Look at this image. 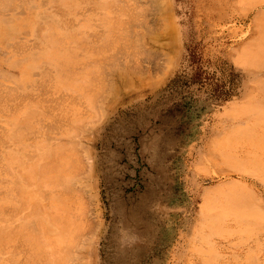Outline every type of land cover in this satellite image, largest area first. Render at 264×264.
Returning a JSON list of instances; mask_svg holds the SVG:
<instances>
[{
    "label": "rangeland",
    "instance_id": "1",
    "mask_svg": "<svg viewBox=\"0 0 264 264\" xmlns=\"http://www.w3.org/2000/svg\"><path fill=\"white\" fill-rule=\"evenodd\" d=\"M0 264H264V0H0Z\"/></svg>",
    "mask_w": 264,
    "mask_h": 264
},
{
    "label": "bare ground",
    "instance_id": "2",
    "mask_svg": "<svg viewBox=\"0 0 264 264\" xmlns=\"http://www.w3.org/2000/svg\"><path fill=\"white\" fill-rule=\"evenodd\" d=\"M106 10H107V9H106ZM116 17H118V16L116 15ZM102 18H103V17H102ZM47 19H48V18H47ZM109 19H110V17H109ZM112 19H113V18H112ZM114 19H117V18H114ZM51 21H52V20H51ZM105 21H106V20H105ZM53 22H54V21H53ZM43 31H44V30H43ZM46 31H47V30H46ZM72 32H73V31H72ZM75 32H76V31H75ZM80 32H81V31H80ZM80 32H79V33H80ZM40 34H41V33H40ZM80 37H82V36H80ZM80 37L78 36V38H79L78 40L81 39ZM63 38H64V37H63ZM74 39H75V38H74ZM76 39H77V38H76ZM67 41H68V39H67ZM69 41H71V40H69ZM71 42H72V41H71ZM71 42H70V43H71ZM72 43H73V42H72ZM83 43H86V42H83ZM75 46H77V45H75ZM79 46H80V45H79ZM79 46H78V47H79ZM83 46H84V44H83ZM86 46H87V45H86ZM86 46H85V47H86ZM90 46H91V48H92V45H90ZM80 47H81V46H80ZM85 47H84V48H85ZM70 48H71V47H70ZM72 48H73V47H72ZM87 48H88V46H87ZM91 48H88V49H91ZM96 48H97V47H96ZM96 48H95V49H96ZM77 49H78V48H77ZM95 49H94V50H95ZM99 49H100V47H99ZM101 49H103L102 46H101ZM91 50H92V49H91ZM94 50H93V51H94ZM80 51H81V50H80ZM93 51H92V52H93ZM97 51H99V50H97ZM85 52H86V50H85ZM100 52L102 53V51H100ZM90 53H91V52L89 51V54H90ZM93 53H94V52H93ZM96 53H97V52H96ZM73 54H74V53H73ZM76 54H77V53H76ZM79 55H80V54H79ZM87 55H88V54H87ZM93 56H94V55H93ZM96 56H97V55H96ZM87 57H88V56H87ZM73 58H74V57H73ZM94 58H95V57H94ZM94 58H92V59H94ZM92 59H91V61H92ZM95 59H96V58H95ZM98 59H99V57L97 58V60H98ZM102 59H103V58H102ZM91 61H90V62H91ZM102 61H103V60H102ZM83 62H84V61H83ZM83 62H81V63H82V66H84L85 63H86L87 65H90L89 60H88V62H84V63H83ZM93 62H94V60H93ZM71 63H72V62H71ZM77 63H79V62H77ZM105 63H106V62H105ZM100 64H101V61H100ZM87 65H85L84 68H86ZM82 66H80V67H82ZM92 66H93V65H92ZM94 66H95V65H94ZM73 67L76 69L78 66H76V67L73 66ZM60 69H61V68H60ZM62 69H63V68H62ZM67 69H68V68H67ZM89 69H90V68H89ZM128 69H129V68H128ZM57 70H58V69H57ZM58 71H59V70H58ZM61 71H63V70H61ZM90 71L92 72V70H90ZM100 71H101V70H100ZM64 72H65V70H64ZM72 72L74 73L73 70H72ZM96 72H97V71H96ZM94 73H95V72H93V74H94ZM99 73H100V72H99ZM57 74H58V72H57ZM61 75H62V74H61ZM66 75H68V74H66ZM101 75H103L102 72H101ZM64 76H65V75H64ZM57 77H58V76H57ZM75 77H76V76H73V78L71 77V80L74 79ZM64 78H65V77H64ZM67 79H68V78H67ZM71 80H70V81H71ZM75 80H76V79H75ZM60 81H61V80H60ZM64 81H65V80H64ZM58 82H59V81H58ZM66 82H67V81H66ZM71 82L74 83V81H71ZM78 82H80V81H77V83H78ZM68 83H69V82H68ZM103 83H104V82H103ZM90 84H91V83H90ZM63 85H64V84H63ZM65 85H66V84H65ZM71 85H72V84H71ZM93 85H95V84H93ZM91 86H92V85H91ZM68 87H69V86H68ZM89 87H90V86H89ZM98 87H99V86H98ZM64 88H65V87H64ZM69 89H70V88H69ZM79 89H80V87H79ZM70 90H71V89H70ZM84 90H85V89H84ZM65 91H66V90H65ZM72 91H73V90H72ZM75 91H76V90H75ZM76 92H77V91H76ZM78 93H79V92H78ZM79 94H80V93H79ZM7 225H8V224H7ZM39 241H40V240H39ZM42 242H43V241H42ZM59 263H60V262H59Z\"/></svg>",
    "mask_w": 264,
    "mask_h": 264
}]
</instances>
